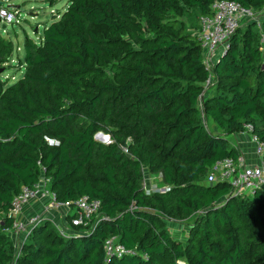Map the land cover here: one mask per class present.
<instances>
[{
	"label": "trees",
	"instance_id": "obj_1",
	"mask_svg": "<svg viewBox=\"0 0 264 264\" xmlns=\"http://www.w3.org/2000/svg\"><path fill=\"white\" fill-rule=\"evenodd\" d=\"M213 1L69 0L39 41L25 39L23 76L9 85L2 70L15 45L0 22V226L12 225L14 197L38 183L42 167L60 200H101L87 230L54 235L42 220L31 235L44 239H30L34 248L18 259L0 229V264H264V188L234 195L229 183L203 179L217 161L239 155L228 137L247 124L264 141L257 24L237 30L209 70L199 19L192 33L180 18L209 14ZM234 1L258 11L264 26V0ZM116 122L118 141L132 136L131 157L95 139ZM143 165L170 189L146 194ZM165 213L194 218L187 241L163 226ZM112 236L131 252L108 256Z\"/></svg>",
	"mask_w": 264,
	"mask_h": 264
},
{
	"label": "built area",
	"instance_id": "obj_2",
	"mask_svg": "<svg viewBox=\"0 0 264 264\" xmlns=\"http://www.w3.org/2000/svg\"><path fill=\"white\" fill-rule=\"evenodd\" d=\"M256 18L253 8L245 7L234 0H214L211 4V12L199 17V26L196 31L197 38L201 44L204 57V64L210 70L217 61L221 53L226 52L230 47V39L240 28L242 23H246ZM0 19L5 25L13 24L17 20L14 8L0 3ZM221 47H223L221 49ZM246 129L251 133L252 125L247 124ZM255 143V153L259 157V162L248 165L243 155L226 157L217 161L208 174L210 182L219 180L227 182L233 189L234 195L245 193L253 194L257 190L264 188V141L256 135L251 134ZM46 141L51 146L60 145L57 138L45 136ZM41 177L34 187H24L23 190L14 197L9 216L12 219V227L15 232H24L28 228L33 229L43 219L40 215L24 217V209L31 201L48 198L45 204V212L50 208H65L69 225L66 230L69 232L64 236L77 233V227L87 230L92 218L98 214L101 208V200L88 195L79 196L73 200H60L56 193L50 188V178L45 175V168L42 167ZM167 192L170 186H166ZM159 192V191H158ZM53 224L56 222L50 219ZM104 249L108 256L121 257L131 252L122 244L117 237H108L104 241ZM179 264V263H178Z\"/></svg>",
	"mask_w": 264,
	"mask_h": 264
},
{
	"label": "rangeland",
	"instance_id": "obj_3",
	"mask_svg": "<svg viewBox=\"0 0 264 264\" xmlns=\"http://www.w3.org/2000/svg\"><path fill=\"white\" fill-rule=\"evenodd\" d=\"M69 0H5L6 5H13L14 10L17 15V20L13 22V24L6 25L3 27L2 25V35L13 41L15 45V50L11 57V62L4 64L6 67L5 70H2V76L5 79H8V85L20 79L23 76L24 68L22 66L24 59V42L27 37L39 41L43 36L44 28L56 20V16H60V14L66 9ZM256 18L254 20H250L246 23H242L238 32L244 31L248 26L256 25V29L258 31L259 38L256 43L260 45L261 53H262V62H264V26L262 24L263 19L259 16L258 11L255 10ZM55 18V19H54ZM186 21V25L192 26L190 30L192 33L195 32V25H197L198 19L193 14L185 15L180 17ZM195 26V27H194ZM250 26V27H251ZM257 44V45H258ZM137 48H141L140 45H136ZM223 47H221L222 49ZM211 70V68H210ZM213 80H206L203 85H205L204 94H211L213 89L209 87ZM200 109L203 116V107L200 104ZM206 127L209 130H216L215 125L208 119H203ZM118 126H110L104 125V128L95 134V139L105 144L106 146L118 145V148L121 149L124 155L131 157L130 155V145L133 143V139L131 135H126L125 141H118L116 138L115 132L117 129H120L122 123L116 122ZM132 128H128L127 133H131ZM143 173V190L146 194H154V193H163L164 189H167V185H164L162 174L160 172H152L146 166H142ZM209 174V173H208ZM205 182H210L208 176L203 178ZM216 182V181H214ZM217 182H220L217 180ZM159 191V192H158ZM250 195V193H245V196ZM48 198H44L42 200L31 201L28 206L24 209V217L28 218L31 215H40L43 220L46 222L50 221L51 217L56 219V224L49 226L51 232L54 235H66L69 230H66V227L69 225L67 214L63 211L65 208H50L45 212L44 207L48 202ZM33 206L36 207L33 209ZM42 207L43 210L38 207ZM29 209V210H27ZM64 209V210H63ZM205 214V212H202ZM163 226L167 228L169 233L177 242L184 243L188 240L190 232L193 230L194 218L193 217H174L169 213H165L162 218ZM45 222V223H46ZM46 225V224H45ZM0 229L3 233H6L13 242L15 243V251L14 256L18 259L25 251L31 250L34 246H29V240L41 242L44 238L42 234L31 235L33 229L28 228L24 232H15L12 226L10 227H2ZM45 235V234H44ZM27 243V244H26ZM39 258V257H38ZM171 257H167V260H171ZM40 263V262H39ZM179 264H184L183 260H178Z\"/></svg>",
	"mask_w": 264,
	"mask_h": 264
},
{
	"label": "crops",
	"instance_id": "obj_4",
	"mask_svg": "<svg viewBox=\"0 0 264 264\" xmlns=\"http://www.w3.org/2000/svg\"><path fill=\"white\" fill-rule=\"evenodd\" d=\"M228 140L230 144L235 147L238 154L244 156L246 163L248 165L256 164L257 162H259V157L255 153V143L252 140L250 132L244 131V132L232 134L231 136L228 137ZM35 208L36 207L33 206V209ZM38 208L43 210L41 206ZM63 212L67 214L66 210H64ZM51 219H53L56 222V219H54L53 217H51Z\"/></svg>",
	"mask_w": 264,
	"mask_h": 264
},
{
	"label": "water",
	"instance_id": "obj_5",
	"mask_svg": "<svg viewBox=\"0 0 264 264\" xmlns=\"http://www.w3.org/2000/svg\"><path fill=\"white\" fill-rule=\"evenodd\" d=\"M9 6H10V7H12V8H14V7H13V5H12V6H11V5H9ZM0 21H1V19H0ZM3 27L5 28V27H6V25H5V24H3Z\"/></svg>",
	"mask_w": 264,
	"mask_h": 264
}]
</instances>
